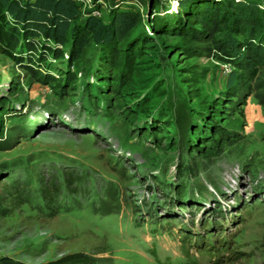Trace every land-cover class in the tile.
Listing matches in <instances>:
<instances>
[{
  "label": "rangeland",
  "instance_id": "1",
  "mask_svg": "<svg viewBox=\"0 0 264 264\" xmlns=\"http://www.w3.org/2000/svg\"><path fill=\"white\" fill-rule=\"evenodd\" d=\"M115 3L93 10L142 17L128 68L92 39L72 57V32L0 52V264H264V67L228 89L227 26L177 35L153 24L174 0Z\"/></svg>",
  "mask_w": 264,
  "mask_h": 264
},
{
  "label": "trees",
  "instance_id": "2",
  "mask_svg": "<svg viewBox=\"0 0 264 264\" xmlns=\"http://www.w3.org/2000/svg\"><path fill=\"white\" fill-rule=\"evenodd\" d=\"M174 1L165 10V17L155 19L153 24L159 30L177 35L199 33L208 37L227 26L229 32L224 33L223 40L217 43L243 70L242 74L235 70L228 74L227 88H232L239 78L247 81L255 78L259 69L264 67V0ZM77 18L81 21L73 28L72 22ZM141 19L137 10L112 7L107 20L103 21L94 16L91 9L82 12V6L73 0H0V52L20 62L22 58L14 52L20 40L29 44L42 36L45 40L63 45L72 32V57H78L92 39L105 50V61L109 65L117 69L128 68L133 58L131 46L121 50L118 42L124 40ZM56 51L61 54L59 50ZM201 134L199 131L196 136L199 138ZM67 182H73L70 175L67 176ZM52 185L55 187L54 182ZM44 193L49 201L51 197L46 195L49 189L44 190ZM108 262V257L73 252L45 264Z\"/></svg>",
  "mask_w": 264,
  "mask_h": 264
},
{
  "label": "built area",
  "instance_id": "3",
  "mask_svg": "<svg viewBox=\"0 0 264 264\" xmlns=\"http://www.w3.org/2000/svg\"><path fill=\"white\" fill-rule=\"evenodd\" d=\"M73 1H75L78 4H80L84 8L91 9V13L94 16H97L96 15L97 11L93 10V5H94L96 0H73ZM115 4L119 5V6H122V5H133V6L139 7V0H116Z\"/></svg>",
  "mask_w": 264,
  "mask_h": 264
}]
</instances>
